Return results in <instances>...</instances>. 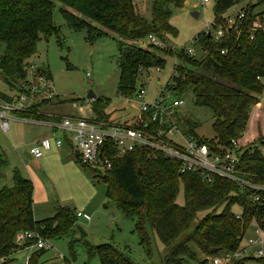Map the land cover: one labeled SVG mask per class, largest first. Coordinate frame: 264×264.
I'll return each mask as SVG.
<instances>
[{
	"label": "trees",
	"instance_id": "1",
	"mask_svg": "<svg viewBox=\"0 0 264 264\" xmlns=\"http://www.w3.org/2000/svg\"><path fill=\"white\" fill-rule=\"evenodd\" d=\"M53 1L65 7L60 12L71 31H85L88 44L109 37V33L118 37L116 65L120 97H132L137 91L139 76L164 67L165 60L159 53L174 57L175 70L164 90L171 95L190 90L194 105L212 113L215 139L198 138L197 124L185 118L182 120L183 133L220 154L231 149L232 141L237 144L248 135L251 138L255 135L252 143L242 142L240 147L237 144L234 154L239 171L246 174L245 179L264 187V106L258 99L264 96V11L255 14L256 5L248 4L240 10L243 18H236L217 41L207 33L197 35L194 45L199 47L202 57L196 59L187 55L184 49L166 47L170 38L177 36L176 29L169 23L171 9L182 8L185 0H151L150 21L136 11L133 0H0V44L4 45L0 55V76L11 94L8 96L0 91L2 99L26 93L23 88L25 71L40 36H57L58 29L52 21ZM241 1L213 0L212 27L227 25L225 13ZM263 2L258 0V4ZM151 35L161 41L164 48L149 41L147 49L135 45L148 40ZM222 51L226 53L221 54ZM38 70L51 79L48 71ZM45 105L46 102L36 104L19 116L47 121L49 119L40 113V108ZM108 105L106 99L91 101L92 117L98 122L109 123ZM148 115L142 117L146 119ZM115 154L111 148L112 170L103 175L98 173L105 185V197L125 216L134 219V231L148 251L145 224L149 225L163 249L168 250L160 264H187L196 260L191 244L204 256L199 264H207L206 258L222 252L240 251L252 222L264 233L263 190L240 188L236 183L218 177H212L209 183L200 173L179 174L178 162L139 148L121 157H114ZM75 158V162L87 170ZM7 164V159L0 154V183L4 180L3 170ZM89 174L91 181L97 178L93 172L89 171ZM181 185L184 190L182 206L176 203ZM32 193V182L22 177L18 170L13 172V185L0 189V264H5L14 253L23 249L15 242L17 234L39 231L43 238L55 239L68 235L75 224L74 214L65 208H59L51 218L36 221ZM255 197L257 201H254ZM234 206L239 207V214L233 212ZM32 243L26 242L24 246ZM43 253L44 249L35 250L27 264H39ZM87 256L96 257L99 264H136L110 244L90 246ZM253 263L264 264V259L250 256L230 264Z\"/></svg>",
	"mask_w": 264,
	"mask_h": 264
},
{
	"label": "rangeland",
	"instance_id": "2",
	"mask_svg": "<svg viewBox=\"0 0 264 264\" xmlns=\"http://www.w3.org/2000/svg\"><path fill=\"white\" fill-rule=\"evenodd\" d=\"M53 3L52 21L58 29V34L57 36L52 34L47 38L40 36L36 52L28 60L31 65L49 72L55 92L54 95H56L52 99L51 104L43 106L40 110L42 113L53 114L56 117L77 114V110L73 108L74 104L77 108H84L88 94L92 93L97 99L109 100V105L106 109L109 120L115 119V122H125L123 120H127L138 112L140 100L134 94L130 101H127V99L121 98L117 93L119 77V70L116 65L118 37L109 33V37L99 39L91 45L88 44L85 41V31H71L67 27L60 12L65 7L58 2L53 1ZM133 3L136 11L147 21H150L151 0H133ZM248 4L256 5L255 14L264 11V2L258 4V0H243L227 11L224 18L232 17ZM213 9V0H209L206 4L200 2V0H185L182 8H172L169 23L176 29L177 36L170 38L166 47L172 48V50L184 49L187 51L192 49L194 57L200 59L202 52L192 42L197 35L202 33L211 32L215 36L212 27L214 22ZM194 13L197 14L196 18L192 16ZM148 43V40H143L136 42L135 45L142 49H147ZM3 50L4 45L0 44V55ZM159 54L165 60L164 67L159 68L160 71L152 69L148 74L139 76L136 83L137 91L144 90L143 101L146 104L154 102L175 70L173 69L176 63L174 57ZM0 91H8L1 80V76ZM8 96H11V94L9 93ZM164 98L166 105H170L173 100L182 102V105L174 111L176 113L175 118H172L179 130L184 129V122L178 118V113L180 112L187 121L197 124L195 133L198 138L204 140L215 139V133L212 129V113L206 108L194 105V98L190 90L177 95H171L165 91ZM258 99L264 106V96H259ZM85 116L91 118V112L86 110ZM19 124L12 125L7 135L0 131V154H4L8 162L3 170L4 180L0 183V189L13 185V172L15 170H18L23 177H26L27 167L23 159L20 143L22 144L23 140L27 141L30 139L25 130L31 125ZM248 139H250V135H248ZM174 140L180 141L177 137ZM253 141L252 138L247 145ZM83 172L89 183H87L86 189L79 193L74 202L70 201L67 206L73 213L86 208V210H83L85 213H83H87L91 220L86 222L82 218H76L74 214L75 224L69 234L55 239H47V237L45 239L39 231L36 232L43 239L48 240L49 245L44 249L39 264H99V260L96 257L89 258L87 256V249L90 246L96 247L103 244L112 245L136 264H160L168 254V250L163 249L164 247L160 244L149 225L145 224V232L149 238L148 251L140 244L139 237L134 231V219L125 216L113 203L106 199L105 185L101 183L100 178H98L99 175L93 173L94 177L97 178L92 183L89 171L83 170ZM87 188L97 192L91 200L89 199L90 191ZM259 190L264 191V187L259 186ZM176 203L180 206L184 204L182 185L179 187ZM232 210L236 214L240 213V209L237 206H234ZM255 229L257 228L252 222L244 235L241 246H246V240L249 237H254L253 232ZM80 230L85 234L83 238ZM25 243H18V246L23 249L14 253L5 264H26V259L30 257L35 249H32L30 245L24 246ZM190 247L197 259L190 260L187 264H197L198 261L204 259V256L193 244ZM257 249L264 250L263 246L260 245L249 248V254L253 258H257L254 255V251Z\"/></svg>",
	"mask_w": 264,
	"mask_h": 264
},
{
	"label": "built area",
	"instance_id": "3",
	"mask_svg": "<svg viewBox=\"0 0 264 264\" xmlns=\"http://www.w3.org/2000/svg\"><path fill=\"white\" fill-rule=\"evenodd\" d=\"M200 2L206 4L209 0H200ZM236 15L238 17L235 15L229 17L225 26L217 24L213 28L215 36L209 32L215 41L222 38L224 32L227 28H231L236 18L242 19L244 14L238 11ZM148 41L158 48L164 47L162 42L152 35L148 37ZM192 43L194 44V39ZM185 53L191 57L194 56L192 49L185 50ZM225 53L226 51L221 52V54ZM38 69L39 67L29 63V67L25 71L26 81L23 87L26 93L12 96L8 100L0 97V131L3 134L9 132L10 121L22 119L38 124L45 122L24 119L19 116L36 104L42 102H46V105L49 104L56 96L51 79L38 72ZM154 70L160 71L159 68ZM164 92L165 90L162 89L152 104H146L143 101L144 90L136 91L135 95L140 100L138 112L128 122L113 120H109V123L98 122L91 115V118L63 117L45 123L62 132L59 139L53 140L54 146L60 148L63 144H67L75 154L78 153L76 157L79 159L80 165L96 174L103 175L112 170L113 157L109 155L111 148L115 150L114 157L124 156L139 148L178 162L180 165L179 174L200 173L205 175L209 183L212 177H218L232 181L240 188L259 190V186L248 182L245 179L246 174L239 171V163L234 154V150L238 148L236 142L232 141L231 149H226L224 154H220L210 149L205 143L187 137L183 130H179L177 124L172 121V118L176 116L174 111L182 105V102L173 100L170 105H166ZM4 94L8 95L9 93L6 91ZM121 98L127 99V101L131 99V97ZM90 102L87 100L84 108L91 112ZM40 113L47 118L51 117L41 111ZM147 114H149L148 118H143ZM179 120L181 119L179 118ZM176 137L180 141L174 140ZM50 147V141L42 139L34 145L30 154L33 158L39 159ZM257 200L258 198L255 197L254 201ZM75 217L85 221L91 220L87 214L82 212L75 213ZM253 234L254 237H249L246 240V246L240 251L222 252L217 256L206 258L207 264H230L235 260L252 256L249 254V248L259 245L264 248V233L255 229ZM15 242L17 244L33 242L30 247L35 250L45 249L49 246L48 240L31 231L17 234ZM254 255L258 259H264V250L257 249L254 251ZM28 260L29 257L25 261L26 264ZM197 264L199 263L197 262Z\"/></svg>",
	"mask_w": 264,
	"mask_h": 264
},
{
	"label": "crops",
	"instance_id": "4",
	"mask_svg": "<svg viewBox=\"0 0 264 264\" xmlns=\"http://www.w3.org/2000/svg\"><path fill=\"white\" fill-rule=\"evenodd\" d=\"M51 103L52 102L49 104ZM73 108L77 110V114H71L66 117L87 118L85 116V111L88 109L81 107L77 108L75 104ZM48 116L51 117L45 122L63 118L56 117L53 114H48ZM133 117L134 116L132 115L127 120L123 121L128 122ZM114 120L115 119H113V121ZM45 122H40L41 124H38L17 119L15 121H10L11 125H9V132L11 126L17 125V123H20L19 125H24L25 123L27 125H31L29 128H32H26L25 132L28 136H30V139L27 141L23 140V143H20V145L22 146L21 150L23 159L25 160L27 167V172H25L26 177L24 178L29 179L33 184L32 208L36 221H42L53 217L59 208L68 209V203L70 201L74 202L79 193L84 191L83 189H86L87 183H89V180L85 177V173L82 168L75 162L76 154L70 149V147L67 144H63L60 148L54 146L53 140L59 139L62 136V132ZM252 138L254 139L255 135ZM252 138H243V140H240L237 144L240 147L242 142L243 144H247ZM42 139L49 140L51 147L43 153L41 158L35 159L31 156L30 150ZM88 190L90 191L89 199L91 200L97 192H93L90 189ZM83 210H86V208ZM83 210L77 212L83 213ZM77 212H72V214Z\"/></svg>",
	"mask_w": 264,
	"mask_h": 264
},
{
	"label": "water",
	"instance_id": "5",
	"mask_svg": "<svg viewBox=\"0 0 264 264\" xmlns=\"http://www.w3.org/2000/svg\"><path fill=\"white\" fill-rule=\"evenodd\" d=\"M192 16H193L194 18H196V17H197V14L194 13V14H192ZM207 36L209 37V36H210V33H207ZM86 99H87L88 101H94V100L96 99V97H95L94 94L89 93ZM178 116H179V118H180L181 120H183L184 116L182 115V113L179 112V113H178ZM77 154H78V153L76 152V155H77ZM80 232H81V230H80ZM84 236H85V234H83V233L81 232V237L83 238ZM212 252L214 253L215 251L213 250Z\"/></svg>",
	"mask_w": 264,
	"mask_h": 264
}]
</instances>
